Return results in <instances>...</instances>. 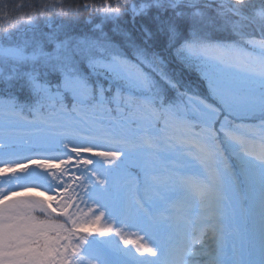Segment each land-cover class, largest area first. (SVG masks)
I'll return each mask as SVG.
<instances>
[{
	"label": "snow or ice",
	"instance_id": "1",
	"mask_svg": "<svg viewBox=\"0 0 264 264\" xmlns=\"http://www.w3.org/2000/svg\"><path fill=\"white\" fill-rule=\"evenodd\" d=\"M60 8L47 32L43 12L0 32V264H255L226 245L239 207L264 264V13L253 0Z\"/></svg>",
	"mask_w": 264,
	"mask_h": 264
},
{
	"label": "trees",
	"instance_id": "2",
	"mask_svg": "<svg viewBox=\"0 0 264 264\" xmlns=\"http://www.w3.org/2000/svg\"><path fill=\"white\" fill-rule=\"evenodd\" d=\"M91 2L99 4L101 0H91ZM113 2L115 3L116 0H113ZM126 2L127 0H119L121 5ZM222 2L228 3L231 2V0H222ZM76 3H84V0H0V32L12 29L21 24L26 25L29 17L35 19L38 12H43L44 15V9L46 7L48 16H55V14L61 10V5H63L64 10L67 11L69 5H74ZM21 4H23V7H20ZM253 4L257 12L264 13V0H253ZM90 11L91 9L81 12L79 22L73 25L74 31L84 32L87 30L89 23L86 22V19H88ZM40 21L41 30L44 32L49 31V27L43 24V20L40 19ZM139 26V22H137L136 25L130 22L121 23V28L131 32L134 37L139 36ZM110 27H112V25H109L106 30H109ZM27 35L30 36L31 33L29 32ZM214 40L223 43H231L233 37L228 33H218L214 37ZM245 47L247 48V46ZM169 70L175 71L178 74L182 73L183 79L191 86L193 92L198 93L201 97L209 96L207 94L208 89L206 88V86H208L207 81L203 79L198 70L182 68L176 64H173ZM208 102L211 103L212 101L208 100Z\"/></svg>",
	"mask_w": 264,
	"mask_h": 264
},
{
	"label": "rangeland",
	"instance_id": "3",
	"mask_svg": "<svg viewBox=\"0 0 264 264\" xmlns=\"http://www.w3.org/2000/svg\"><path fill=\"white\" fill-rule=\"evenodd\" d=\"M86 22L90 23L89 15H88V19H86ZM111 28L112 27H110L109 30ZM258 53H259V50L257 49L254 53H252V55H258ZM206 88L208 89V86H206ZM207 94L209 95V92ZM208 100L212 101L211 103H215V101L211 99L210 95L208 96ZM220 119H223V115L220 117ZM236 122L239 123V121H236ZM243 122H245L246 124L259 125L261 122L260 115H259V113H257L254 117H252V118L250 117L249 119H245ZM215 127L218 129L219 124L217 123L215 125ZM2 134L3 133L0 132V135H2ZM221 136H222V134H221ZM133 171L137 172L139 170L134 169ZM0 187H4V188L7 187V184L4 183V178H0ZM35 215H37L41 219L43 218L39 213H35ZM236 226L239 229L240 236L239 237H230V238L226 239V245H227L228 250L231 251L233 246H235L237 249H239L241 251L243 259L251 260V261H254L255 264H259V260L261 259L259 244L257 242L254 245L251 241V236H252V232H253V228H254V222H253V219L250 215L245 216L242 207L238 208ZM256 229L258 231V222L256 224ZM187 236L190 238L191 230H189L187 232ZM124 237H126L128 240H138V237L136 236L135 230L125 231ZM184 238H185V233L177 234L175 236V239H174V244L179 245L180 243L183 242ZM121 247H124V245H121ZM128 247L133 248V251H134L133 245L130 244V245H128ZM197 247H198V245H197ZM190 259L192 261V264H203V261H204V257L202 255H199V254L193 255Z\"/></svg>",
	"mask_w": 264,
	"mask_h": 264
},
{
	"label": "flooded vegetation",
	"instance_id": "4",
	"mask_svg": "<svg viewBox=\"0 0 264 264\" xmlns=\"http://www.w3.org/2000/svg\"><path fill=\"white\" fill-rule=\"evenodd\" d=\"M44 16H48L47 12L45 11L44 15L40 16V19L43 20Z\"/></svg>",
	"mask_w": 264,
	"mask_h": 264
}]
</instances>
